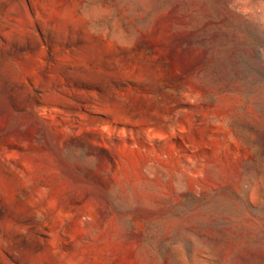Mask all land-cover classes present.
<instances>
[{"label":"rangeland","instance_id":"rangeland-1","mask_svg":"<svg viewBox=\"0 0 264 264\" xmlns=\"http://www.w3.org/2000/svg\"><path fill=\"white\" fill-rule=\"evenodd\" d=\"M0 264H264V0H0Z\"/></svg>","mask_w":264,"mask_h":264}]
</instances>
